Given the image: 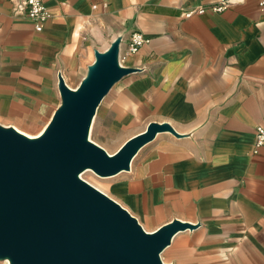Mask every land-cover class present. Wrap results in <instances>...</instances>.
<instances>
[{"label":"crops","instance_id":"0c3cea01","mask_svg":"<svg viewBox=\"0 0 264 264\" xmlns=\"http://www.w3.org/2000/svg\"><path fill=\"white\" fill-rule=\"evenodd\" d=\"M221 1L45 0L37 31L0 0V124L31 136L55 112L59 74L67 82L122 36V64L136 71L107 103L121 146L151 122L182 136L160 132L142 147L114 196L147 231L197 225L174 235L168 264H264V6L229 0L212 11ZM134 31L147 41L129 53Z\"/></svg>","mask_w":264,"mask_h":264},{"label":"water","instance_id":"95a60500","mask_svg":"<svg viewBox=\"0 0 264 264\" xmlns=\"http://www.w3.org/2000/svg\"><path fill=\"white\" fill-rule=\"evenodd\" d=\"M122 36L76 87L59 74L61 103L37 137L0 124V260L10 264H168L161 257L179 231L197 225L174 219L147 231L128 209L85 179L130 170L158 133L182 136L169 122H151L109 153L89 138L97 109L111 89L136 71L120 62Z\"/></svg>","mask_w":264,"mask_h":264},{"label":"rangeland","instance_id":"374dc122","mask_svg":"<svg viewBox=\"0 0 264 264\" xmlns=\"http://www.w3.org/2000/svg\"><path fill=\"white\" fill-rule=\"evenodd\" d=\"M86 71L87 69L80 70L78 72L71 74L67 79V84L70 85L71 87L78 86L81 80L83 79V77L85 76ZM113 88L99 105L89 133V138L97 142L98 144L102 145L109 153H114L121 146L122 142L126 138V134L123 132V130L114 128L108 119L107 103L109 101V97ZM60 103H61V98L58 104L54 106L55 109L60 105ZM51 118L52 117L50 116V118L46 122H44L42 126H40L37 130H31L29 133L37 134L38 132H40L44 127H46L47 123ZM103 121H105V123H103ZM101 123H102V127L100 128ZM92 171L82 175L83 177L82 176L81 177L86 181H88L89 183H91L92 185L94 184L95 187H98V189L100 188L101 191H103L104 193L115 199L114 187L120 176L114 175L109 177H102L97 173H95L94 171L93 172ZM161 257L165 262L166 254L162 253ZM5 261L6 260H0V264H7L5 263Z\"/></svg>","mask_w":264,"mask_h":264},{"label":"built area","instance_id":"2783aa9c","mask_svg":"<svg viewBox=\"0 0 264 264\" xmlns=\"http://www.w3.org/2000/svg\"><path fill=\"white\" fill-rule=\"evenodd\" d=\"M261 6H264V0H259ZM229 6V0H223L220 4L211 7L212 11L219 12ZM13 11L16 15H25L34 26L37 31H42L46 20L49 17V10L45 4V0H13ZM207 8L200 6L197 9H190L185 11V16H191L196 13H205ZM147 39L138 31H134L128 40L129 53H135L139 47L146 42ZM120 62L121 55H120ZM256 145L264 146V125L258 126L256 129Z\"/></svg>","mask_w":264,"mask_h":264},{"label":"bare ground","instance_id":"6f19581e","mask_svg":"<svg viewBox=\"0 0 264 264\" xmlns=\"http://www.w3.org/2000/svg\"><path fill=\"white\" fill-rule=\"evenodd\" d=\"M44 128H45V127H44ZM44 128L42 129V131L44 130ZM42 131H41V132H42ZM22 132H23V131H22ZM41 132H40V133H41ZM24 133H25V132H24ZM40 133H39V134H40ZM25 134H27V133H25ZM39 134H38L37 136H39ZM27 135L30 136V137H32V138L37 137V136H31V135H29V134H27ZM90 171H92V170H91V169H87V170H85V171L81 174V176L84 175V174H87V173L90 172ZM92 172H93V171H92ZM82 177H83V176H82ZM93 185H94V184H93ZM97 188H98V187H97ZM99 189H100V188H99ZM5 263L10 264L8 260H6Z\"/></svg>","mask_w":264,"mask_h":264}]
</instances>
